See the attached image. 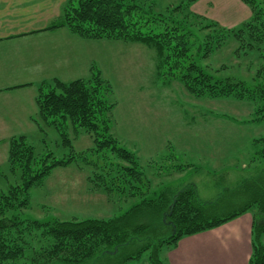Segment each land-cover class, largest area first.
Here are the masks:
<instances>
[{"label": "trees", "instance_id": "trees-1", "mask_svg": "<svg viewBox=\"0 0 264 264\" xmlns=\"http://www.w3.org/2000/svg\"><path fill=\"white\" fill-rule=\"evenodd\" d=\"M196 1L180 0L158 11L154 0H68L62 18L48 29L66 27L82 38L142 43L153 50L157 77L165 83L179 82L197 98L247 101L255 109L248 122H264V0H242L251 16L232 28L193 12ZM231 40L237 42L235 52L263 61L250 82L202 63ZM99 68L92 64L86 78L44 81L32 117L39 128L56 126L70 147V124L84 129L94 138L91 148L62 158L52 152L37 156L27 135L10 138L8 173L20 180L0 186V264H131L144 256L150 264H167L164 253L182 238L245 213L253 216L248 264H264V137L252 141L251 174L215 200L203 201L195 183L154 187V178L202 167L182 162L183 153L173 147L146 164L126 148L111 132L117 103L111 99L113 85ZM74 163L89 170L95 188L134 204L105 218H24L31 188L42 185L56 167ZM0 174L9 181L5 171Z\"/></svg>", "mask_w": 264, "mask_h": 264}, {"label": "rangeland", "instance_id": "rangeland-1", "mask_svg": "<svg viewBox=\"0 0 264 264\" xmlns=\"http://www.w3.org/2000/svg\"><path fill=\"white\" fill-rule=\"evenodd\" d=\"M154 1L158 11H165L169 4H177L180 0ZM217 2L232 3L231 0H197L191 10L228 28L239 26L251 16L250 7L242 1L245 10H237L241 14L238 19L235 9L222 14ZM124 44L128 47L118 50L115 69L111 68L112 57L106 66L108 71L104 67V76L114 88L111 99L117 103L111 132L126 148L136 152L143 164L167 154L173 147L183 153L182 162L202 167L154 178L153 186L195 183L200 198L211 201L226 187H236L243 174H251L253 166L249 160L255 146L252 138L264 137V122H248L255 112L254 107L247 101L231 98H197L179 82L165 83L157 77L153 50L142 43ZM236 47L237 42L231 40L202 63L222 75L250 82L263 61L255 54L235 52ZM220 115L230 118H220ZM34 125L35 129L27 137L37 156L52 152L55 157L62 158L94 145L90 133L84 129L76 131L71 124L67 132L72 147L64 144L56 126L42 124L39 128ZM82 166L74 163L56 167L42 185L32 187L30 207L24 209L22 216L42 221L105 218L123 214L134 204L133 200L108 196L95 188L88 180L89 170ZM6 167L9 181L6 176H0L1 184L19 182V175L9 174Z\"/></svg>", "mask_w": 264, "mask_h": 264}, {"label": "crops", "instance_id": "crops-1", "mask_svg": "<svg viewBox=\"0 0 264 264\" xmlns=\"http://www.w3.org/2000/svg\"><path fill=\"white\" fill-rule=\"evenodd\" d=\"M67 1L0 0V171L8 168L10 138L28 136L35 129L32 117L44 81L86 78L92 64H99L104 74L111 57L114 70L118 50L128 47L120 40L82 38L66 27L48 29L62 18ZM231 1L217 2L222 14L245 10L242 0ZM252 227L253 216L245 213L217 228L186 236L164 253L167 264H248ZM131 264L150 262L144 256Z\"/></svg>", "mask_w": 264, "mask_h": 264}]
</instances>
